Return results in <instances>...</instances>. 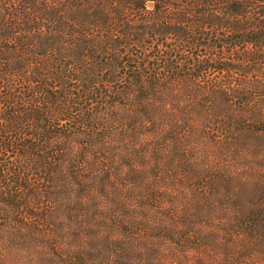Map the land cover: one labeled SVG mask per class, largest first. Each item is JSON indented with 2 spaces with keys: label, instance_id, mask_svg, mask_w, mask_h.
<instances>
[{
  "label": "trees",
  "instance_id": "16d2710c",
  "mask_svg": "<svg viewBox=\"0 0 264 264\" xmlns=\"http://www.w3.org/2000/svg\"><path fill=\"white\" fill-rule=\"evenodd\" d=\"M0 264H264V0H0Z\"/></svg>",
  "mask_w": 264,
  "mask_h": 264
},
{
  "label": "rangeland",
  "instance_id": "374dc122",
  "mask_svg": "<svg viewBox=\"0 0 264 264\" xmlns=\"http://www.w3.org/2000/svg\"><path fill=\"white\" fill-rule=\"evenodd\" d=\"M151 6H152V3H151V1H147V2H146V7H148V8H149V7H151Z\"/></svg>",
  "mask_w": 264,
  "mask_h": 264
}]
</instances>
